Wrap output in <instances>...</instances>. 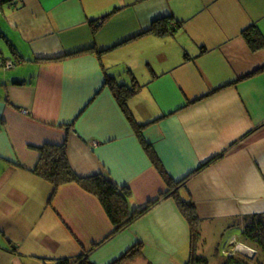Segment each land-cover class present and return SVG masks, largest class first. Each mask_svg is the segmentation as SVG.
<instances>
[{"label": "crops", "instance_id": "obj_1", "mask_svg": "<svg viewBox=\"0 0 264 264\" xmlns=\"http://www.w3.org/2000/svg\"><path fill=\"white\" fill-rule=\"evenodd\" d=\"M171 1L0 0V62L16 63L0 69V264L188 260L173 198L113 234L85 186L52 193L33 172L45 145L66 143L77 178L127 187L129 212L176 188L202 234L264 214V0H197L181 13ZM244 31L263 46L253 51ZM106 81L137 91L121 106ZM145 146L185 182L168 184ZM239 234L227 255L249 257Z\"/></svg>", "mask_w": 264, "mask_h": 264}, {"label": "trees", "instance_id": "obj_2", "mask_svg": "<svg viewBox=\"0 0 264 264\" xmlns=\"http://www.w3.org/2000/svg\"><path fill=\"white\" fill-rule=\"evenodd\" d=\"M152 30L153 32L155 31L160 33L163 31H160L156 25H153ZM245 32L246 31H244L243 35L247 38V41L253 51L263 46L261 39L258 38L256 42H253L252 39H249ZM8 63L11 65L9 68L6 66ZM15 66L16 63L12 60L3 61L1 63V67L6 71L14 69ZM106 82L111 85L109 81ZM111 86L116 95L115 97L121 106H124L126 100H128L137 91L134 87L126 88L124 86H114L113 84ZM145 149L149 153L153 163L158 167L160 174L166 178V173L159 165L156 156L152 153V151H149L148 146H145ZM218 158L219 157L213 158L207 164L214 162ZM33 172L51 184L53 190L52 193L55 192L58 186L70 182L81 183L85 186L89 192L99 198L105 214L114 228L113 234L127 228L135 220L146 214L161 199L169 197L173 198L179 208V211L187 220L190 228L189 257L185 264H208L206 259L197 255L199 247L202 248L204 243H200L202 234L201 221L196 214L195 205L189 201L181 199L177 193L174 192L176 189L175 187L183 184L186 179L182 182L174 184L169 181L170 179L166 178L167 183L175 189L170 188L165 193L160 194L157 199L148 203L140 211L129 212L127 207V199L130 194L129 189L127 187L117 186L108 174H100L88 179H79L74 175L67 161L66 143H63L60 146H43L40 149L39 162ZM229 227L230 229H237L239 231L240 234L238 243L249 248L254 254L252 258L236 253L229 254L223 264H264V214L244 217L241 223H239L238 220L237 222L233 221ZM139 250L140 246L138 244L134 245L129 249L128 253L122 257L121 261L133 258L139 253ZM87 258L88 256L85 254L76 260H59L56 264H91ZM118 263L119 262L116 261L112 264Z\"/></svg>", "mask_w": 264, "mask_h": 264}, {"label": "rangeland", "instance_id": "obj_3", "mask_svg": "<svg viewBox=\"0 0 264 264\" xmlns=\"http://www.w3.org/2000/svg\"><path fill=\"white\" fill-rule=\"evenodd\" d=\"M197 0H175L171 1V4L173 7H177L178 12L184 11L183 8L186 6H189L190 3H194ZM176 24V22H173ZM182 32L179 30H176L175 33V38L178 41V37ZM0 69L4 70L1 67V62H0ZM6 71V70H5ZM230 226V225H229ZM226 226H213V225H208L205 228V233L201 234V242L204 243V245L199 247L198 250V256L204 258L207 260L208 264H223L224 260L227 258V252L231 251L233 249L234 245H229V238L232 234H236L239 231L232 230L230 227ZM250 258L253 256L249 255Z\"/></svg>", "mask_w": 264, "mask_h": 264}, {"label": "bare ground", "instance_id": "obj_4", "mask_svg": "<svg viewBox=\"0 0 264 264\" xmlns=\"http://www.w3.org/2000/svg\"><path fill=\"white\" fill-rule=\"evenodd\" d=\"M237 249H238V250H241V251L244 250L241 246H239ZM249 254H251V252H249ZM253 254H254V253H252V256H253Z\"/></svg>", "mask_w": 264, "mask_h": 264}, {"label": "built area", "instance_id": "obj_5", "mask_svg": "<svg viewBox=\"0 0 264 264\" xmlns=\"http://www.w3.org/2000/svg\"><path fill=\"white\" fill-rule=\"evenodd\" d=\"M6 66L9 68L11 65H10V63H8V64H6Z\"/></svg>", "mask_w": 264, "mask_h": 264}]
</instances>
